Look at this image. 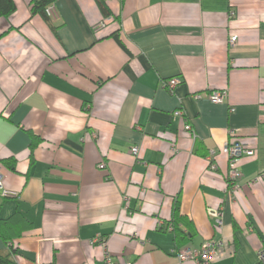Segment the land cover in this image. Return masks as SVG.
Wrapping results in <instances>:
<instances>
[{"label": "crops", "instance_id": "1", "mask_svg": "<svg viewBox=\"0 0 264 264\" xmlns=\"http://www.w3.org/2000/svg\"><path fill=\"white\" fill-rule=\"evenodd\" d=\"M14 1L0 17L11 192L0 219L18 212L31 225L15 262L105 264L100 235L116 264H198L173 249L212 238L222 241L212 264H259L264 179L251 180L264 171V0H107L110 15L98 0H55L50 21L32 15V0ZM213 90L227 97L213 102ZM230 138L255 152L238 163L235 189ZM176 204L181 240L167 230Z\"/></svg>", "mask_w": 264, "mask_h": 264}, {"label": "built area", "instance_id": "2", "mask_svg": "<svg viewBox=\"0 0 264 264\" xmlns=\"http://www.w3.org/2000/svg\"><path fill=\"white\" fill-rule=\"evenodd\" d=\"M107 1V0H105ZM46 14L52 18L54 17V8L51 4L46 7L45 10ZM237 41V36H231L230 42L235 43ZM180 80L177 77H172L167 80L166 87L173 91L179 84ZM208 98L216 103H221L227 97V90H213L208 95ZM177 114H181L180 111ZM186 129H190L189 126H186ZM234 136V132H231V137ZM223 152L227 155L229 161V174L228 180L229 184L235 185L233 189L238 188L237 181L241 176L240 171L237 169V165L240 162L241 158L244 156H252L254 155V150L251 148L246 147L241 141L236 139H231L226 143L223 148ZM131 153L134 155L138 154V147L134 146L131 148ZM212 156H213V152ZM211 159V156H210ZM211 161V160H210ZM264 179V171L261 172L258 176L253 178L251 181L253 183ZM231 188V186H230ZM233 191V190H232ZM0 194L3 196L11 195V192L5 188L4 185V174L2 171V166L0 163ZM223 207H219L213 211V221L215 228L220 231L223 227ZM174 225L170 224L167 226V230L174 231ZM92 243L100 244L106 250L105 252V264H116L113 261L111 254L107 251V243L106 240L97 235L92 239ZM222 246V241L218 239H207L204 241L201 246L199 247H192V246H180L173 249V254L180 260V261H187L193 260L196 261L198 264H212L215 255L217 254L218 249ZM257 257L259 264H264V247L260 248L257 251Z\"/></svg>", "mask_w": 264, "mask_h": 264}, {"label": "trees", "instance_id": "3", "mask_svg": "<svg viewBox=\"0 0 264 264\" xmlns=\"http://www.w3.org/2000/svg\"><path fill=\"white\" fill-rule=\"evenodd\" d=\"M55 0H32L30 3L31 13L32 15L40 14L46 20L50 21V17L46 14V7L54 2ZM101 5L104 13L106 15H110V11L106 5L105 0H98ZM16 3L14 0H0V17L8 19L16 10ZM13 162V161H12ZM10 167L15 168V164L9 163ZM181 220V216L179 214V208L176 204L175 212H174V224H175V232L178 238L181 240V230L179 229V221ZM30 223L20 215V213H16L12 217L8 219H0V237L9 244L10 252L7 254L0 253V264H17L13 259V256L17 252V248L15 245V239L20 237L25 229L30 228ZM180 232V233H179ZM186 236L183 234V237Z\"/></svg>", "mask_w": 264, "mask_h": 264}]
</instances>
